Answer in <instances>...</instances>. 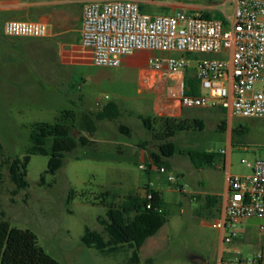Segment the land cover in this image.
Segmentation results:
<instances>
[{
    "label": "rangeland",
    "instance_id": "rangeland-1",
    "mask_svg": "<svg viewBox=\"0 0 264 264\" xmlns=\"http://www.w3.org/2000/svg\"><path fill=\"white\" fill-rule=\"evenodd\" d=\"M17 1L26 5L39 0ZM201 2L214 6L215 13L222 15H229L234 9V0ZM168 12L150 6L144 10L151 15ZM66 41L74 40L71 37ZM50 44L49 88L46 85L42 92L39 89L30 94L0 92V221L35 233L39 246L60 264H135L130 248L104 254L86 247L82 237L87 227L103 233L98 218L105 216L107 209L96 200L100 194L110 191L117 202H122L151 181L155 187V177L149 180L146 171L140 168L148 165L149 157L139 154L137 145L151 141L152 150L158 153V143L148 136L139 117L176 118L177 110L173 112L166 107L170 104L179 107L173 97L176 83L152 71L148 58L140 67H96L89 65L79 47L58 40ZM169 56L179 55L156 54L155 58L164 64ZM110 103L117 105L121 116L116 121H97V133L90 137L81 115L100 111ZM67 109L77 113L72 137L79 140L86 136L90 145H79L66 153L64 165L56 174L47 173L50 157L32 156L27 167L28 187L13 196L16 186L10 179L8 164L16 159L23 161L27 156L34 124H54ZM183 118L204 121L205 147L222 152L220 168L197 171L186 158L176 156L168 160L175 168L172 173L169 171L175 182H169L168 175H158L162 183L157 188L163 193L167 222L158 238L148 241L139 264H148L151 258L155 264H254L259 256L264 262V230L260 228L264 223L240 225L239 242L230 249L223 245L221 250V233L211 226L219 216L210 215L193 196L223 191L227 170L233 176L246 175L251 170L245 162L254 164L264 160V119L231 116L229 119L227 111L211 108H185ZM221 124H225V135L218 131ZM120 126L128 128L130 135L121 133ZM240 127L244 132L234 134L230 148L228 136ZM181 160L184 163L178 164ZM200 181L203 187L198 185Z\"/></svg>",
    "mask_w": 264,
    "mask_h": 264
},
{
    "label": "built area",
    "instance_id": "built-area-1",
    "mask_svg": "<svg viewBox=\"0 0 264 264\" xmlns=\"http://www.w3.org/2000/svg\"><path fill=\"white\" fill-rule=\"evenodd\" d=\"M234 4L225 24L183 10L150 15L141 12L136 0L91 1L83 9L81 46L94 66L104 68H119L125 58L140 52L178 54L164 64L151 57L147 64L176 83L173 97L182 108L222 109L234 118L264 119V0H234ZM3 31L7 37L36 39L49 38L52 32L47 24L28 21H8ZM190 69H196L199 96L186 93ZM245 163L251 172L229 176L224 213L211 224L227 247L240 238V225L264 222V160ZM152 169L175 182L165 168ZM153 187L151 181L143 191L147 209L152 207ZM254 264H264L263 257Z\"/></svg>",
    "mask_w": 264,
    "mask_h": 264
},
{
    "label": "trees",
    "instance_id": "trees-1",
    "mask_svg": "<svg viewBox=\"0 0 264 264\" xmlns=\"http://www.w3.org/2000/svg\"><path fill=\"white\" fill-rule=\"evenodd\" d=\"M141 12L144 7L140 5ZM203 17L207 19L227 21L221 13H205ZM189 90L187 95H200V82L197 77H189L187 80ZM120 112L116 104H107L102 111L86 112L81 115L82 124L94 137L97 133V121H116L120 117ZM146 131L151 135L153 141L158 143L159 152L152 149L147 150L149 142H145L140 147L150 153L149 163L146 166L147 175H151L152 168H165L170 171L169 159L177 153L174 137L178 132L204 131L205 123L201 119H186L174 117H139ZM77 122V113L73 109L61 112L60 117L54 124L36 123L30 132V147L27 156L23 161L13 160L8 164L10 179L15 184L16 189L13 196L19 194L21 190L28 187L26 180L27 167L31 157L42 155L50 157L47 173L56 174L63 165L66 153L73 152L79 145L87 147L91 141L86 136H81L79 140L72 137V130ZM121 133L130 135V130L125 126H120ZM218 131L225 132V124L218 127ZM244 129H234L232 136L236 133H243ZM234 140V138H233ZM1 149V145H0ZM187 155L193 166L198 169L216 168L221 160L218 152H180ZM149 184H146L144 190ZM182 188V187H181ZM153 199L151 209H147L149 201L141 192H132L122 202H117L110 191L100 194L99 201L106 209L105 216L98 218V223L103 228V233L92 231L86 228L82 237V243L89 248H96L104 254L117 253L121 249L128 247L133 251V262L140 263V250L148 239L156 236L164 227L167 220L164 214V200L162 195L152 189ZM74 192L70 195L73 197ZM208 205L215 202V198H207ZM107 238H106V237ZM152 260L148 264H152ZM0 264H60L56 259L47 254L38 244L35 233L30 230H21L12 227L6 221H0Z\"/></svg>",
    "mask_w": 264,
    "mask_h": 264
},
{
    "label": "crops",
    "instance_id": "crops-1",
    "mask_svg": "<svg viewBox=\"0 0 264 264\" xmlns=\"http://www.w3.org/2000/svg\"><path fill=\"white\" fill-rule=\"evenodd\" d=\"M98 0H39L34 3H29L24 5L17 0H0V92H18V93H33L38 92L39 89L42 92L45 86L49 88L50 85V68L49 65L52 61V49L50 42L53 40H58L63 44H70L72 46H77L81 49V53L85 55L89 62V65H93L91 62L90 54L85 51L81 46V27L83 18V9L86 3ZM140 5L144 7L150 6L161 12L164 10H183L186 12H196L201 13H215L216 8L214 6H208L200 1L191 2L187 0H136ZM235 8V4H234ZM234 9L231 14H224L226 21L232 16ZM151 15V14H150ZM8 21H28V22H39L51 26V36L45 39L36 38H12L7 37L4 34L3 27ZM73 37V42H67L68 38ZM157 53L154 52H140L135 56L130 58H125L123 65L140 67L143 60L146 58L155 57ZM47 71V76H46ZM153 71V70H152ZM161 73L164 76L163 72ZM196 69H190L186 72V81L189 77H197ZM143 75V72H142ZM48 78L47 81L45 78ZM188 85V84H187ZM189 90V87H188ZM202 90L200 88V95ZM179 104V102H177ZM168 109L175 112L177 110L176 118H183V111L179 104V107L173 108V105H167ZM101 109L100 111H102ZM93 112V111H90ZM99 112V111H97ZM228 118L230 119V113L227 112ZM232 117V116H231ZM188 119V118H187ZM225 135V133H222ZM151 138V135L148 134ZM205 135L204 132L200 131H185L178 132L173 139L177 153L174 157H180V159H188L197 171L190 158L187 155H182L180 152H215L206 149L205 147ZM146 142V141H145ZM149 147L147 150L152 149V142H149ZM229 147L233 145V136H228ZM138 153L150 157V153L137 145ZM141 149V151H140ZM219 153V152H218ZM222 154V152H220ZM173 157V158H174ZM171 158V159H173ZM170 160V159H169ZM183 160L179 161L178 164L184 163ZM170 171L171 173L175 170L170 161ZM186 163V162H185ZM216 168H220V162ZM153 173V172H152ZM160 175L156 172L155 175L151 174L149 180L154 178L155 189L158 191L163 198L162 191H159L158 185L162 183V178L158 177ZM230 171L227 170L225 173L224 189L223 191H218L214 193H198L195 196L196 200L203 203V206L207 208V211L211 214H216L220 218L224 213L226 199L228 196L229 188V176ZM199 186L203 187L202 182L198 183ZM144 187V186H143ZM201 187V188H202ZM144 188H140V192L143 194ZM216 199L212 205H208V199ZM251 222L264 223L259 220H251L243 224L248 225ZM221 233V232H220ZM242 234V231H241ZM158 238L157 235L148 239V241ZM146 244L140 250V261H142V252L146 249ZM239 242V239L232 245L234 246ZM229 246L227 248L230 249ZM226 247V246H225ZM223 248L222 234H221V250ZM152 264H155L154 259ZM220 263V261H219Z\"/></svg>",
    "mask_w": 264,
    "mask_h": 264
}]
</instances>
